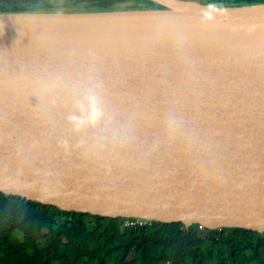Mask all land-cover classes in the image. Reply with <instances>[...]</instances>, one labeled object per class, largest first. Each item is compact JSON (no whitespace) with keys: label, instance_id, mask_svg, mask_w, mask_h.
I'll return each mask as SVG.
<instances>
[{"label":"water","instance_id":"95a60500","mask_svg":"<svg viewBox=\"0 0 264 264\" xmlns=\"http://www.w3.org/2000/svg\"><path fill=\"white\" fill-rule=\"evenodd\" d=\"M150 1L0 13V192L264 233V3Z\"/></svg>","mask_w":264,"mask_h":264},{"label":"trees","instance_id":"16d2710c","mask_svg":"<svg viewBox=\"0 0 264 264\" xmlns=\"http://www.w3.org/2000/svg\"><path fill=\"white\" fill-rule=\"evenodd\" d=\"M206 3L239 6L264 0ZM146 7L160 6L150 0H0V13ZM0 264H264V233L180 222L140 224L0 192Z\"/></svg>","mask_w":264,"mask_h":264},{"label":"clouds","instance_id":"9594fccd","mask_svg":"<svg viewBox=\"0 0 264 264\" xmlns=\"http://www.w3.org/2000/svg\"><path fill=\"white\" fill-rule=\"evenodd\" d=\"M210 7L213 8V10H215L214 6H210ZM220 11L222 13L225 11L223 6L220 8ZM204 16H205L206 20H211L212 19V17L208 13H205ZM88 103H89L90 111H89V115L87 117V120L79 119L77 117H72L71 118L72 122L76 124L77 129H79L80 126H82V125H84L86 123L95 124V122L100 117L101 113H100L99 108L97 106L96 98L93 97V96H89L88 97ZM82 110H83V108H82Z\"/></svg>","mask_w":264,"mask_h":264},{"label":"bare ground","instance_id":"6f19581e","mask_svg":"<svg viewBox=\"0 0 264 264\" xmlns=\"http://www.w3.org/2000/svg\"><path fill=\"white\" fill-rule=\"evenodd\" d=\"M160 2L168 5L169 7H172V9H178V8H183L185 6V4L183 3H177V2H173L172 0H159ZM186 6L190 7V8H194L191 4H187ZM196 9H201L199 7H195Z\"/></svg>","mask_w":264,"mask_h":264},{"label":"built area","instance_id":"2783aa9c","mask_svg":"<svg viewBox=\"0 0 264 264\" xmlns=\"http://www.w3.org/2000/svg\"><path fill=\"white\" fill-rule=\"evenodd\" d=\"M134 220H135V222H138V223H140V224L145 223V221L136 220V219H134ZM127 222H128V221H127ZM127 222L125 223V225H127Z\"/></svg>","mask_w":264,"mask_h":264},{"label":"rangeland","instance_id":"374dc122","mask_svg":"<svg viewBox=\"0 0 264 264\" xmlns=\"http://www.w3.org/2000/svg\"><path fill=\"white\" fill-rule=\"evenodd\" d=\"M201 1L206 2V0H201Z\"/></svg>","mask_w":264,"mask_h":264}]
</instances>
